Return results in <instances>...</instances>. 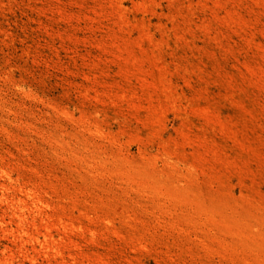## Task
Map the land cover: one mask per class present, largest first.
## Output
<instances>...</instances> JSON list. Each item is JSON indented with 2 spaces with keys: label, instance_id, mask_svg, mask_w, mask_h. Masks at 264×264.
Returning <instances> with one entry per match:
<instances>
[{
  "label": "rangeland",
  "instance_id": "obj_1",
  "mask_svg": "<svg viewBox=\"0 0 264 264\" xmlns=\"http://www.w3.org/2000/svg\"><path fill=\"white\" fill-rule=\"evenodd\" d=\"M255 232L264 0H0V264H264Z\"/></svg>",
  "mask_w": 264,
  "mask_h": 264
},
{
  "label": "bare ground",
  "instance_id": "obj_2",
  "mask_svg": "<svg viewBox=\"0 0 264 264\" xmlns=\"http://www.w3.org/2000/svg\"><path fill=\"white\" fill-rule=\"evenodd\" d=\"M228 204L225 202H220V204H215L212 206L211 208V212L213 211L214 213H216L218 216L214 215V219L217 218V222L215 224H217V229L219 231H221L222 233H226L227 232H230V233H234L235 232V229H233V225H232V222H235L237 217H235V213L233 212V210L231 211V213L228 212V209H229V205L227 206ZM220 210H219V209ZM236 223V222H235ZM251 225H253V222L250 223ZM257 225V224H256ZM253 229L254 227H251V228H248V231H252L253 232ZM247 232V231H246ZM244 232V233H246ZM242 232L239 231L237 232L236 234H239V243H241V240L242 242L246 241V237L247 235L245 234H241ZM261 233V232H260ZM259 232H255L254 235H252V233L250 235H252L251 237L254 236V240H250V242H245L243 243V246L245 247H248L250 250H254L256 252L257 249H264V234L260 235ZM240 234L242 235V237L240 238ZM248 237H249V234H248Z\"/></svg>",
  "mask_w": 264,
  "mask_h": 264
}]
</instances>
